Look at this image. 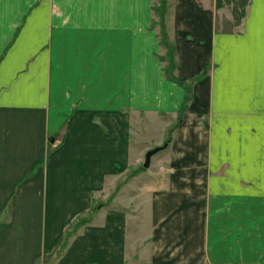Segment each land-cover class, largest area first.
Wrapping results in <instances>:
<instances>
[{
    "label": "crops",
    "instance_id": "0c3cea01",
    "mask_svg": "<svg viewBox=\"0 0 264 264\" xmlns=\"http://www.w3.org/2000/svg\"><path fill=\"white\" fill-rule=\"evenodd\" d=\"M166 2L163 43L154 0H0V264H264V0ZM188 93L145 203L68 239Z\"/></svg>",
    "mask_w": 264,
    "mask_h": 264
},
{
    "label": "rangeland",
    "instance_id": "374dc122",
    "mask_svg": "<svg viewBox=\"0 0 264 264\" xmlns=\"http://www.w3.org/2000/svg\"><path fill=\"white\" fill-rule=\"evenodd\" d=\"M163 3H164V1H163ZM171 4L172 3H168V2H165V4H162V0H154V6H156V10H158V9L159 10L157 11L158 13H156V16H155L154 21H153V25H154V28L158 31V34L160 35V38L162 39L163 43H165L164 40L165 39L168 40L169 37H170V40L173 41L170 33L169 32L166 33L167 28L169 27L168 18L170 16L171 11H172V5ZM163 36H165L166 38H164ZM171 45H172L171 43L167 42L166 48H165V46L163 48L167 49L168 51L173 50ZM162 52H163V54H165L164 51H162ZM168 53L169 52H167V54H166V59H167ZM160 54H162V53H160ZM163 54H162L161 58H163L165 56ZM173 60H174V56H173ZM189 101H191V95L188 93L186 95V98H185V106L180 111L178 118H176V119H173L172 117H166L167 115H162L164 117H156V119L158 121L156 119H153V117H148V121H150V122H153L155 120L153 128L150 130V132L147 131V138H150L151 140L156 139V136L159 133L160 127L161 128L167 127V125L171 124L170 127L168 128L169 133H168V136L166 137V141L161 146L156 145L157 141L148 143V145H150L149 149L148 148L142 149L143 151L140 153V155L137 156L136 160L133 161V164L131 165V167L128 171V174L125 176V183H123L124 185H126L125 190L122 191L121 179H119L114 183L112 195L106 196V194L102 193L101 197L96 198L91 211L85 215H82L80 218H78V220L76 222H74V224L72 225V227L68 231V236H67L68 239L73 234H76L78 231H80L90 221L91 222L95 221L93 219H94L95 214L98 213L99 206H101L100 209L116 207V206L120 207L122 205V203L124 204V206H127L129 200H130L131 204L133 205V199L140 201V203H142V204L145 203V200H147L148 197L147 196L145 197L141 190H144L146 187L148 188V186H146L148 183V178L151 176H155L156 173L162 172V174H163L164 172L168 171L166 166H164V164L162 166H160L159 162L153 163L152 159H151L150 167L148 169H146L144 167L145 156H146L147 152L150 150H153V149L158 148V147H164L165 144L169 145L168 143H169V140L171 137V133H173L175 131L176 127H178L179 123L182 120L183 114L188 110L187 107H188ZM151 126L152 125L150 124V127ZM165 149L166 148H164L163 150H165ZM163 150H161V151H163ZM161 151H160V153H161ZM160 153H157V154H160ZM145 179L147 181H145ZM137 193L140 196H134L133 197V195H137ZM126 195H128V197ZM140 213H141V215H143L144 219H148V217L150 216L149 211L145 210V209H143L142 212H140ZM142 233L143 234H141V235H143V236L147 235L149 233V230L144 229L142 231ZM53 261L54 260L49 259L48 261H46L45 264H51V263H53Z\"/></svg>",
    "mask_w": 264,
    "mask_h": 264
},
{
    "label": "trees",
    "instance_id": "16d2710c",
    "mask_svg": "<svg viewBox=\"0 0 264 264\" xmlns=\"http://www.w3.org/2000/svg\"><path fill=\"white\" fill-rule=\"evenodd\" d=\"M164 1V3H163ZM166 0H162V4H165ZM159 10V9H158ZM157 10V11H158ZM164 38H166L165 36H163ZM168 56H167V60H168V66L165 68V74L168 78L172 77V73L175 70V64H174V60H173V56L175 54L174 49L173 50H169L168 51ZM183 84V83H181Z\"/></svg>",
    "mask_w": 264,
    "mask_h": 264
},
{
    "label": "water",
    "instance_id": "95a60500",
    "mask_svg": "<svg viewBox=\"0 0 264 264\" xmlns=\"http://www.w3.org/2000/svg\"><path fill=\"white\" fill-rule=\"evenodd\" d=\"M166 147H167V144H165L164 147H158V148L148 151L145 156L144 167L148 169L150 167L151 159L153 158V156L159 153L161 150H163Z\"/></svg>",
    "mask_w": 264,
    "mask_h": 264
}]
</instances>
